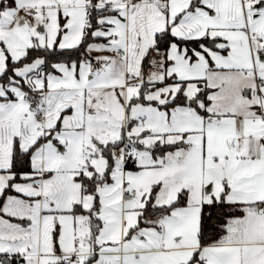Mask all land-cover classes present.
I'll list each match as a JSON object with an SVG mask.
<instances>
[{"label":"snow or ice","instance_id":"snow-or-ice-1","mask_svg":"<svg viewBox=\"0 0 264 264\" xmlns=\"http://www.w3.org/2000/svg\"><path fill=\"white\" fill-rule=\"evenodd\" d=\"M0 264H264V0H0Z\"/></svg>","mask_w":264,"mask_h":264}]
</instances>
